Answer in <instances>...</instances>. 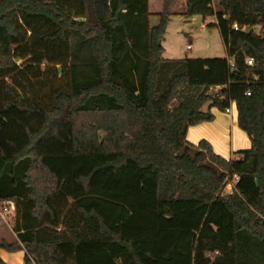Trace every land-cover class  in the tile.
<instances>
[{
  "label": "trees",
  "instance_id": "obj_1",
  "mask_svg": "<svg viewBox=\"0 0 264 264\" xmlns=\"http://www.w3.org/2000/svg\"><path fill=\"white\" fill-rule=\"evenodd\" d=\"M154 15L150 0H0V207L15 204L16 235L0 249L24 264H264V0ZM177 15L215 16L227 58L165 59ZM232 105L250 149L188 140Z\"/></svg>",
  "mask_w": 264,
  "mask_h": 264
},
{
  "label": "rangeland",
  "instance_id": "obj_2",
  "mask_svg": "<svg viewBox=\"0 0 264 264\" xmlns=\"http://www.w3.org/2000/svg\"><path fill=\"white\" fill-rule=\"evenodd\" d=\"M151 12L155 15L151 17V25L155 26L159 23L160 19L157 14L163 11L164 0H151ZM218 7L219 0H215ZM182 3L179 2L177 5V11H181ZM217 20L216 17H207L204 18L202 16H195L192 18H187L182 15L173 16L167 26V31L165 35V40L163 42L164 45V53L163 57L165 59H215V58H227V51L223 42V39L220 35V32L217 28L211 27V23ZM251 28L246 27L244 30L247 32ZM261 30L260 27H256L255 31L258 33ZM188 46L191 48L188 49ZM208 105L205 106L207 108ZM233 113L232 115H236L235 106L232 105ZM216 111V110H215ZM223 114L221 112H217V120L213 123L202 124L199 127L191 128L189 133L190 140L192 142H196V140L202 136L212 135L211 130L212 127L216 125L217 121L219 125L224 126L220 122L222 120ZM236 117V116H235ZM235 126L232 128V131H227L229 142L233 144V147L238 149H250L251 142L247 134L242 131L237 123L235 118ZM233 125V124H232ZM241 143V144H240ZM226 158H231L230 153L226 155ZM12 211H6L4 207H0V242L5 241L7 243H11L16 241V235L12 230V220L11 216H9ZM13 217V216H12ZM189 237L188 234H185ZM185 235H181L182 238L176 242V250L175 257H172L170 261L174 260V258L178 257V253H188L190 243L184 237ZM187 237V238H188ZM182 239V240H181ZM2 253L6 254L2 250ZM14 254L16 259H20L21 254L18 252L11 253V257ZM13 256V257H14ZM21 262V261H20ZM14 264H18L14 261ZM22 264V263H21Z\"/></svg>",
  "mask_w": 264,
  "mask_h": 264
},
{
  "label": "crops",
  "instance_id": "obj_3",
  "mask_svg": "<svg viewBox=\"0 0 264 264\" xmlns=\"http://www.w3.org/2000/svg\"><path fill=\"white\" fill-rule=\"evenodd\" d=\"M151 5H152V1L150 0V6ZM213 6H214L215 9H217L216 8L217 4H216L215 0H213ZM212 17H215V16H212ZM215 23H217V20L213 21L211 24H215ZM234 110L236 111V107H235ZM212 111H213V113L216 116V118H215V120L213 122H216V120H217V112H220V111H218L217 109H213ZM221 113L223 114V117H222V120L223 121L220 120V122L222 124H224L223 127H222V125H219V122L217 121L216 125H214L212 127L213 128L211 130L212 135L202 136V137H205V138L199 137L196 140V142H192L190 140L189 133L191 131V128H194V127H191L190 130H189V133H188V140L190 142L194 143V144H198L201 140H207V141H209L213 145L214 150L218 154H220L221 156H223V157L226 158L227 157L226 155L228 153H230L231 158L233 159V158H236L237 157L235 155V153L237 151L246 150V148L245 149H238V150H236V148L233 147V144L231 142H229V138H228V136L231 135V134H228L227 131H232V128H234V126H235V121H234L235 118H236V123H237V111H236V115H235L236 117L232 115L233 109L231 110V113H226V112H221ZM213 122H209V123H213ZM204 124H206V123H204ZM237 125H238V123H237ZM199 126L200 125L195 126V127H199ZM231 158H229V159H231ZM226 159H228V158H226ZM2 250H4V249H0V256L8 264H14V261L17 262L18 264H21V263L24 264L25 252H23V251L22 252H18L19 254H21V257H20V259H16L15 256H14V254L11 257V255H10L11 253L8 252V253L4 254V253H2ZM4 251L7 252L6 250H4Z\"/></svg>",
  "mask_w": 264,
  "mask_h": 264
},
{
  "label": "built area",
  "instance_id": "obj_4",
  "mask_svg": "<svg viewBox=\"0 0 264 264\" xmlns=\"http://www.w3.org/2000/svg\"><path fill=\"white\" fill-rule=\"evenodd\" d=\"M234 30H236V31L239 30L238 25H234ZM190 48L191 47L188 46V49H190ZM247 63L249 65H252L253 64V60L252 59H248ZM247 95H250V92H248ZM231 110H232V107L230 109H227L226 113H231ZM238 182H239V177L237 175H235L232 180H228V182L224 186L223 194L224 195H231L234 192L235 186H236V184ZM4 208L6 209V211H9V212L12 211V213H14L15 204L13 202H11V201L7 202L6 206ZM9 214H11V213H9Z\"/></svg>",
  "mask_w": 264,
  "mask_h": 264
}]
</instances>
